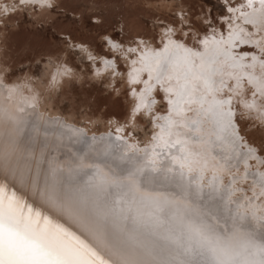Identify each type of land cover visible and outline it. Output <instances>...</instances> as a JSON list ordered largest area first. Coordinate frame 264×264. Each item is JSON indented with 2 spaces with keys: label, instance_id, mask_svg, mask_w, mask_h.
<instances>
[{
  "label": "snow or ice",
  "instance_id": "1",
  "mask_svg": "<svg viewBox=\"0 0 264 264\" xmlns=\"http://www.w3.org/2000/svg\"><path fill=\"white\" fill-rule=\"evenodd\" d=\"M201 2L193 16L183 0H158L172 22L148 36L118 38L102 20L96 48L65 36L70 56L130 98L99 137L41 124L40 94L0 66V264H264V0H224V23ZM56 7L2 0L0 22ZM90 19L68 23L91 31ZM69 63L49 59L48 88L77 75ZM145 122L159 129L150 149L133 142Z\"/></svg>",
  "mask_w": 264,
  "mask_h": 264
},
{
  "label": "rangeland",
  "instance_id": "2",
  "mask_svg": "<svg viewBox=\"0 0 264 264\" xmlns=\"http://www.w3.org/2000/svg\"><path fill=\"white\" fill-rule=\"evenodd\" d=\"M157 2L158 0H60V8L56 7L58 9H51L53 12L50 18L44 16L45 14L43 13L40 14H43V17L39 18L37 17V15H39L37 13H34L37 14L35 18L29 17L28 13H17L12 17L5 18L3 22H0V33L5 36L7 45L5 56L3 57L4 64L13 71L11 79H16L20 76V72L26 71L30 67L33 68L36 65H42L45 60L47 62L45 61L43 65H48V58L60 55L62 59L64 58L63 60L66 59L68 62L71 60L70 64L77 66L79 71L85 74L81 79L71 78L68 80V83L64 86L65 90L63 89L61 91L63 92V94H60L61 98H57V101H59L58 105L63 106L68 103L70 104V102H68L70 100L75 110L84 112V109H86L84 114L89 113L96 117L102 116L107 118L108 121L113 118L118 120L122 119L125 112L128 110V101L130 98H126L123 95V89H121V94L117 96L113 88L108 86L107 83H104L102 79L93 78L91 69L86 65H89L88 60L84 59L85 61L87 60L85 63L84 60H81L79 55L70 56L69 53H67V49L64 47V38L65 36H71L76 42L83 41L96 48L100 42L95 39L96 26L92 24V20H102L105 28L109 32L115 29L112 34L124 40H132L138 37H133V35H151L153 33V26L157 24L159 20H163L165 23L172 22L169 19L172 15L169 10L163 13L156 11L155 5ZM214 2L225 6L223 3L224 0H214ZM183 3L186 10H189L193 16L202 9H205V3L201 2V0H183ZM212 15L221 23H224V16L217 13L216 10L212 12ZM74 17H79L81 20L92 18L88 21L91 31L81 30L68 23V21ZM41 20L45 22L41 23ZM121 28H123V32H121ZM97 50L107 51V49L98 48ZM70 51L74 50L70 49ZM64 54H66L68 58L64 56ZM40 60L42 63H40ZM30 62L32 65L29 64ZM79 63L80 66L78 65ZM25 65H28L26 66L27 68ZM83 65L84 67H82ZM86 67L87 69L82 71V69ZM164 95L162 91L159 92L158 99L164 97ZM160 102L164 107L161 108L163 109L161 113L162 115H166V108H168L167 101L161 100ZM41 121L42 119L40 122ZM245 122L252 123L251 120H246ZM142 126L149 127L150 125L145 122L142 123ZM49 130L52 131V129ZM250 134L257 143L260 142L262 138L260 131L253 128L250 130ZM50 138L52 140V137L48 139L50 140ZM64 144L69 145L70 141L68 143L65 139ZM38 148L40 147H37V154H39ZM62 149L64 150L62 151ZM62 149H60L61 159L63 157L67 158L70 153L64 147H62Z\"/></svg>",
  "mask_w": 264,
  "mask_h": 264
},
{
  "label": "bare ground",
  "instance_id": "3",
  "mask_svg": "<svg viewBox=\"0 0 264 264\" xmlns=\"http://www.w3.org/2000/svg\"><path fill=\"white\" fill-rule=\"evenodd\" d=\"M59 1L60 0H57L58 8H60ZM0 2H2V0H0ZM211 3L214 5L215 10H216L217 13H219L220 15H223V16L229 15V13L226 12L225 6H223L222 4H217L216 2H214V0H211ZM58 8H56V9H58ZM48 11H50V13L53 12L51 9L48 10ZM27 13L29 14L28 15L29 17H33V18H35L36 15H37V14H34V12H33V15H32V11L31 10L28 11ZM39 15H37L38 18L39 17H43L42 16L43 14L40 15V16ZM44 16H47V15H44ZM134 32H135V30H134ZM136 33H137V31H136ZM0 34H2V33H0ZM134 36H139V35H133V37ZM67 37H68V40L72 41L73 43L76 42V41L73 40V38L71 36H67ZM6 48H7V45H6L5 36L4 35H0V66L6 67L8 69L7 72L3 73L4 79L8 83H23L25 81H30L32 90L34 92H37V93L40 94L39 105H38V107L36 109V111L40 114L41 119H42V121L40 123L43 124L45 121H49V120H59V121L65 123V124H67L70 127L83 129L89 137H92L93 135L99 137V136L105 134L111 128V125L108 124L107 118H104V117H102L100 115H99L100 117L92 116L89 113L84 114L86 109H84L85 110L84 112L83 111L81 112L80 110L77 111V110H75L73 108L72 103H71L70 100L68 101V102H70V104L68 103V104L63 105V106H59L58 105L59 101H57V98H61L60 94H63V92H61V91L64 89V86L68 83L69 78H63L62 81H61V84L55 89L48 88L47 84H48V82L51 79V73L54 71V69L46 67L47 65H43L46 60L43 61L42 65H36L33 68H31L29 66L30 68H28V70H26V71L23 69L24 71L20 72L21 74H20V76L18 75L19 77H17L16 79H11V77L13 75V73H12L13 71L9 67H7L4 64V61H3V57L5 56L4 54H5ZM69 52H70V49H67V53H69ZM64 56L67 57L66 54H64ZM45 57H47V56H45ZM48 59H50V58H48ZM78 59H80V58H78ZM40 61H38V62H40ZM64 61L68 62L66 59ZM80 62H81V60H80ZM86 62H87V60L85 61V63ZM40 63H42V61ZM88 63L90 64V61H88ZM29 64L32 65L31 62ZM48 64H49V61H48ZM82 64H84V63H82ZM78 65L80 66V63ZM84 65L82 67H84ZM86 65H88V64H86ZM26 66H28V65H25V67ZM69 66L75 68V70H76L77 75L74 78L81 79L82 76L85 74L83 72H80L79 68L77 66L71 65L70 63H69ZM85 69H87V67L82 69V71L85 70ZM88 70H89V68H88ZM9 71H10V73H9ZM89 72H90V70H89ZM92 72H93V70L91 69V74H92ZM17 74H18V72H17ZM92 76H93V78H96L93 74H92ZM13 78H14V76H13ZM96 79H99V78H96ZM27 94L28 93L25 92V95H27ZM209 99H210V97H209ZM65 101H66V99H65ZM160 103L157 104V106H156L157 109H161L163 107V105H161ZM82 104H81V106H82ZM192 107L196 108V107H198V105H192ZM128 109H129V107H128ZM159 114L162 115L161 112ZM188 115H193V113H188ZM111 120H118V119H116V118L114 119L113 118ZM149 125H150L149 127H144V126H142V123H141L137 127L136 136L138 137V139L134 140L133 142L139 143L141 145V147H143L144 145H147L149 147V149H150L151 148V143H152L151 142V136L153 134L158 133L159 129L156 127L155 124H149ZM209 127H210V125H209ZM50 129H52V132H57V133L59 131H62L61 129H58V127L57 128L56 127H52ZM139 129H140V131H139ZM41 137H42V135H41ZM41 139H43V137ZM49 141H51V138H50ZM68 143H69V141H68ZM38 146L40 147V145H37V147ZM64 148L66 150H68L67 147H64ZM63 150L64 149H62V151ZM62 151H61V153H62ZM66 154H67V152H66ZM58 155H60V153ZM64 159H66V158H64ZM10 190H11V186H10ZM28 199H29V202H32L31 201V197H29Z\"/></svg>",
  "mask_w": 264,
  "mask_h": 264
}]
</instances>
